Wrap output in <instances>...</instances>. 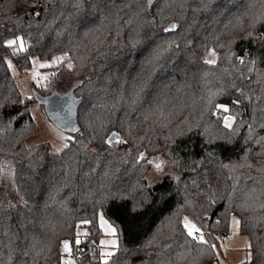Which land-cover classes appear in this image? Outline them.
Listing matches in <instances>:
<instances>
[{
    "label": "trees",
    "instance_id": "trees-1",
    "mask_svg": "<svg viewBox=\"0 0 264 264\" xmlns=\"http://www.w3.org/2000/svg\"><path fill=\"white\" fill-rule=\"evenodd\" d=\"M59 56L23 95L11 68ZM37 98L74 119L58 153L26 144ZM161 155L171 172L149 185ZM6 163L23 203L0 200V264L61 263L78 226L81 264H213L231 213L264 264V0H0V190ZM99 211L118 239L105 262Z\"/></svg>",
    "mask_w": 264,
    "mask_h": 264
},
{
    "label": "rangeland",
    "instance_id": "rangeland-1",
    "mask_svg": "<svg viewBox=\"0 0 264 264\" xmlns=\"http://www.w3.org/2000/svg\"><path fill=\"white\" fill-rule=\"evenodd\" d=\"M210 50L213 49L209 48L207 50L205 61L211 58L209 56ZM59 60H61L60 56L54 57L49 62L34 58L32 60L31 70L24 75L20 74L14 68H11L12 74L14 75L16 83L20 87L23 95L27 96L30 94L34 86L40 87L48 85L52 78L50 71L51 69L49 67H57ZM215 60L217 61V55L215 56ZM41 65H44V67H41ZM69 65H71L72 68L73 64L69 63L68 67ZM29 112L35 124V133L27 140V146L47 143L50 145L52 152L58 153L66 147L68 140L73 138V133L76 129V126L70 112L67 113L65 117L57 119L55 115H51V111L48 109L47 105H45V102H43V104L41 103V106L39 102H32L29 105ZM170 162L171 161L166 158L165 155L158 156L154 159L153 165H151L145 175L149 185L159 182L162 180L164 175H166L168 172H171ZM158 164L160 165L159 167H157ZM3 172L4 178L3 186L0 190V200L9 205L23 203L12 185V166L10 163L4 164ZM185 218L193 223L189 217L184 216L182 218L183 226L185 225ZM233 218H235L236 221H239L237 215L235 213H231L229 218L228 232L223 236H218L216 242L213 243V245H215V248L213 249L216 255V259L213 264H247L250 258L249 239L247 236L239 232V224L236 225ZM98 225L101 230V234L96 246L97 254L94 256V258L105 262L111 256L105 254L114 252L116 246L118 245V239L116 236V230L114 233L112 231V229H115V227L106 219L102 211L98 212ZM184 229L188 233V230L185 228V226ZM76 231L78 238H76L75 241L65 240L69 242V252H64L63 250L64 241L60 246V252L62 256L61 264L63 260L71 261V264H81L79 260H76L71 255V242L76 243L77 239H79V244H81L84 241L85 228L78 226Z\"/></svg>",
    "mask_w": 264,
    "mask_h": 264
},
{
    "label": "snow or ice",
    "instance_id": "snow-or-ice-1",
    "mask_svg": "<svg viewBox=\"0 0 264 264\" xmlns=\"http://www.w3.org/2000/svg\"><path fill=\"white\" fill-rule=\"evenodd\" d=\"M148 3L151 4L152 3V0H148ZM175 28V25L172 26V29H167V30H173ZM8 46L11 47L13 45H16L17 43L20 44V47H21V50H23V43H22V39L21 38H17L15 40H11V41H8ZM209 56L211 57L210 59L206 60L205 62L208 63V64H215L216 63V60H215V56H216V53H215V50H210L209 52ZM241 63H243V60L241 59ZM41 67H44V65H41ZM69 68H71V65H69ZM223 108V110L225 112L228 111V108L225 107V106H221ZM232 120L233 118L232 117H226L225 118V127H231L232 126ZM113 137H115L117 139V142L119 143H123V141H120L118 139V134L116 133H113ZM113 137H110V140H112ZM141 156L143 157V154H141ZM160 165L158 164L157 167H159ZM234 219V223L236 225L239 224V221H236L235 218ZM185 228L188 230V235L189 236H194V234H200V229L196 227L195 224L191 223L190 221H188L187 218H185ZM113 233L115 232V229H112ZM194 238H196L194 236ZM201 242H204L206 243V241H204L203 239V235L200 234L199 237ZM77 244L80 243L79 239H77L76 241ZM103 243V242H102ZM213 248H215V245L212 246ZM63 250L64 252H69L70 251V247H69V242L68 241H64L63 242ZM105 255H112V253H106ZM62 264H71V261H68V260H63L62 261ZM105 264H107V262H105Z\"/></svg>",
    "mask_w": 264,
    "mask_h": 264
},
{
    "label": "built area",
    "instance_id": "built-area-1",
    "mask_svg": "<svg viewBox=\"0 0 264 264\" xmlns=\"http://www.w3.org/2000/svg\"><path fill=\"white\" fill-rule=\"evenodd\" d=\"M72 244V253L71 255L78 260L84 259L88 257L91 253L90 248L87 245H80L74 242ZM61 264V263H57Z\"/></svg>",
    "mask_w": 264,
    "mask_h": 264
},
{
    "label": "water",
    "instance_id": "water-1",
    "mask_svg": "<svg viewBox=\"0 0 264 264\" xmlns=\"http://www.w3.org/2000/svg\"><path fill=\"white\" fill-rule=\"evenodd\" d=\"M38 102H40V99L37 98ZM44 102H46L48 104V109L50 110L49 106L51 105L50 104V99L49 98H46L45 100H43ZM65 117V116H64Z\"/></svg>",
    "mask_w": 264,
    "mask_h": 264
},
{
    "label": "crops",
    "instance_id": "crops-1",
    "mask_svg": "<svg viewBox=\"0 0 264 264\" xmlns=\"http://www.w3.org/2000/svg\"><path fill=\"white\" fill-rule=\"evenodd\" d=\"M77 260V259H76Z\"/></svg>",
    "mask_w": 264,
    "mask_h": 264
}]
</instances>
